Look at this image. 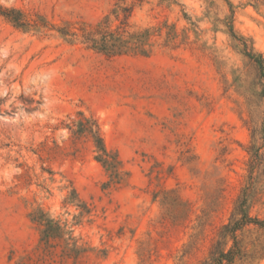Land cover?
Listing matches in <instances>:
<instances>
[{
  "label": "rangeland",
  "instance_id": "374dc122",
  "mask_svg": "<svg viewBox=\"0 0 264 264\" xmlns=\"http://www.w3.org/2000/svg\"><path fill=\"white\" fill-rule=\"evenodd\" d=\"M0 6L32 25L0 16V264H208L216 247L264 264V227L221 240L242 199L264 221V0ZM104 20L150 29V56L59 33ZM85 119L117 157L114 181L75 133ZM46 219L61 227L48 247Z\"/></svg>",
  "mask_w": 264,
  "mask_h": 264
},
{
  "label": "trees",
  "instance_id": "16d2710c",
  "mask_svg": "<svg viewBox=\"0 0 264 264\" xmlns=\"http://www.w3.org/2000/svg\"><path fill=\"white\" fill-rule=\"evenodd\" d=\"M125 12H128V9H125ZM0 16L12 23L17 29L28 30L32 27V25L24 18L22 12L16 9H4L0 6ZM128 28L129 25L127 21L121 22L120 26L112 29L108 24V21L104 20L94 28L89 29L87 27H81L77 30L78 32H74L69 27H65L60 29L59 33L63 37H69L71 39L81 37L82 42L86 45L87 49L103 54L108 58L122 55L150 56L152 51L148 49V47L151 46L150 38L153 32L150 29H145L143 31L132 33ZM81 116L83 115L81 114ZM77 128L78 130L75 131L76 134H87L92 137L99 153L96 159L111 173L113 181L117 179L119 176V162L116 156L111 155L107 151L96 122L85 119L84 122H79ZM39 221L44 223L43 225L45 226V230L43 231V242L47 247L51 240L61 238V234L59 233L61 227L58 223H55L54 220L50 219ZM249 224L264 227V221L249 216L248 209L246 208V200L242 199V201L237 204L233 219L223 228L221 240L226 241L230 237L236 243L237 232ZM220 244L223 246L224 242H221ZM234 251L235 249L232 248L229 252L224 253L219 247H216L212 253L211 261L208 264H224L225 262H227V264H232ZM70 252L74 253L75 250H71Z\"/></svg>",
  "mask_w": 264,
  "mask_h": 264
}]
</instances>
